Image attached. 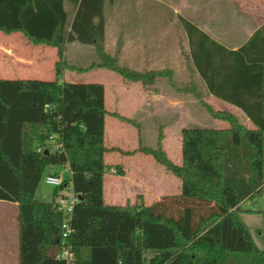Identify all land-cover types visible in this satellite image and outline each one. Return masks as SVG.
<instances>
[{"label":"trees","instance_id":"trees-1","mask_svg":"<svg viewBox=\"0 0 264 264\" xmlns=\"http://www.w3.org/2000/svg\"><path fill=\"white\" fill-rule=\"evenodd\" d=\"M178 20L207 93L239 108L254 128L196 95L229 128L183 129L180 166L162 150L161 135L155 149L140 147L181 181V192L149 206H115L103 201V85L60 81L62 72L103 68L143 86L161 77L176 91L186 89L166 69L131 70L118 64L117 53L104 51L105 0H0L1 32H21L32 44L55 48L58 57L54 80H0V200L17 204L18 264H67L57 259L66 218L54 210L59 189L49 202L35 198L43 175L56 166H67L64 185L78 198L67 239L74 264H264V249L239 215L241 203L264 189V25L229 51ZM73 42L93 46L97 62L68 65L65 47ZM187 90L194 93V83ZM51 135L61 149L37 152Z\"/></svg>","mask_w":264,"mask_h":264},{"label":"crops","instance_id":"crops-1","mask_svg":"<svg viewBox=\"0 0 264 264\" xmlns=\"http://www.w3.org/2000/svg\"><path fill=\"white\" fill-rule=\"evenodd\" d=\"M260 1L178 0L182 7H178L179 11L176 10V17L188 21L225 49L236 51L264 25V8L258 5ZM136 36L137 43L121 52L125 67L139 72L161 71L158 67L168 53L176 62L172 69H165L171 72L173 82L180 84L178 87L186 91L174 90L168 84V79L161 77L156 78L150 88H144L139 82L125 80L117 73L103 68L83 73L65 70L60 79L71 83L103 85L104 109L107 112L104 117V146L107 151L103 161L108 167L103 176V201L107 205L143 203L149 206L165 196L180 194L181 181L166 172L152 156L141 152L140 147L155 149L161 135L162 150L171 162L180 166L181 131L187 128L185 121L190 117L187 104L192 98L191 90L187 89H191L196 82L205 98L217 100L207 93L192 64L190 51L186 55L183 54L182 47L172 44L161 46L158 36L154 37L152 31L139 29ZM149 36L150 39L147 38ZM184 37L187 42L185 33ZM76 44L79 43L66 45L65 60L69 50L75 54V59L79 58L81 52ZM90 48L94 51L93 46ZM179 56H183V62L179 60ZM57 61L55 48L45 44H32L21 32L0 31V80L50 78L55 74ZM70 65L79 68L87 66ZM105 81L109 83L105 84ZM163 84L165 86L161 87ZM218 101L219 111L243 117L247 128H254L239 108L220 99ZM115 115L133 120L136 124ZM146 138L152 139L153 144L146 146ZM117 169L122 171L121 175ZM54 173L56 171H49V174ZM243 213L244 211L239 214L240 218ZM0 264H18V208L16 203L2 200Z\"/></svg>","mask_w":264,"mask_h":264},{"label":"rangeland","instance_id":"rangeland-1","mask_svg":"<svg viewBox=\"0 0 264 264\" xmlns=\"http://www.w3.org/2000/svg\"><path fill=\"white\" fill-rule=\"evenodd\" d=\"M258 5L264 8V0H261ZM178 7H182L181 4H178V0H105L104 51L109 55H115L117 53L118 64L125 66L121 52L127 47L129 48L137 43L138 36H136V33L139 29H142L148 32L152 31L154 37L158 36L161 46H168L171 44L176 45L182 47L183 54L188 55L190 50L184 37L185 31L179 23L178 17H176V10L179 11ZM70 9L71 8L68 7V10ZM226 16H224V18L228 17ZM126 32L128 33L126 34ZM147 38L150 39L151 37L149 36ZM76 47H79L78 49H80L79 51L81 52L79 53V58L75 59V54L72 53V50H69L65 56L67 60L65 61L68 65L74 64L76 66H88L89 63L97 62L95 49L93 51V48H90V46L81 44H76ZM161 54L163 55V53ZM179 57V60L183 62V56ZM175 62V59L171 58V55L167 53L158 68L159 70L165 68L172 69ZM128 69H130V67ZM54 79L55 74H53L52 77L43 80ZM108 83L109 82L105 81V84ZM178 85L181 86L180 84ZM194 85L196 93H191V101L187 104L188 111L190 112V117L186 118L185 121L187 128H229L228 123L213 118L206 111L205 107L201 105L200 100L197 99L196 95L215 111H219L218 99L214 100L205 98V95L201 94L199 84L195 82ZM150 86L151 84H147L143 87L150 88ZM164 86L165 85L163 84L161 87ZM235 116L240 124L247 127V123L244 121L243 117ZM151 140L146 138L145 145L149 146L153 144ZM50 170L56 171V173L64 180L69 177L68 170L65 166L52 167ZM45 176L46 173L43 175L35 194V198L39 202H49L52 198V193L55 190L54 187L48 186L44 183L43 179ZM240 206L241 210L244 211L241 215L242 221L248 227L255 245L263 250L264 189L261 196L253 201H245L241 203Z\"/></svg>","mask_w":264,"mask_h":264},{"label":"built area","instance_id":"built-area-1","mask_svg":"<svg viewBox=\"0 0 264 264\" xmlns=\"http://www.w3.org/2000/svg\"><path fill=\"white\" fill-rule=\"evenodd\" d=\"M45 109H48V106H45ZM60 149H61V144L56 142V136L51 135L46 143V147L37 148V152L40 153L47 150L54 151ZM68 173L70 176L69 171ZM43 181L46 185L54 187V189H59L58 195L55 199L54 210L66 216L61 226L62 245L59 253L57 254V259L64 260L67 264H74L73 253L71 252L70 248L67 246V239L72 232V229L69 226L70 216L72 214L74 205L78 202V198L73 193L70 186L64 185V179L60 175L47 174L44 177Z\"/></svg>","mask_w":264,"mask_h":264}]
</instances>
